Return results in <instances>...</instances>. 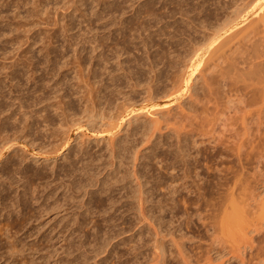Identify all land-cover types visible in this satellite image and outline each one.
<instances>
[{
  "label": "rangeland",
  "instance_id": "rangeland-1",
  "mask_svg": "<svg viewBox=\"0 0 264 264\" xmlns=\"http://www.w3.org/2000/svg\"><path fill=\"white\" fill-rule=\"evenodd\" d=\"M199 2H200V0H0V74H1L0 75V80H1L0 81V89L3 88L0 90V92H1L0 93V101H1L0 103L1 104L3 103L5 106L9 102L7 104V105H9L11 102H13V100H11L12 98H15L16 96L20 95L19 97L24 98V99L25 98L29 99L31 97L29 99L30 100L29 104H31V101H33V100L35 101V98H36V95H33L34 93H32V92H34L38 89L36 91V94L40 95V96H38V95L37 96H38V98L40 97L39 99L42 100V102L44 99L49 98V97L46 98L47 96H50V98L46 101L44 100L43 104H41L42 102L38 104V105H40L41 108L36 105V106H32V108H30V109L34 113L36 111L35 108H37V111H36L37 113L35 112L37 115H40V114L46 115L48 113L47 114L48 117L54 119L55 112L58 111L57 110L58 109L57 104H56V106L54 105L55 99L57 98L56 100L60 101L61 99L63 100L65 97L68 96L67 99L72 103L71 105L73 106L76 103L75 100L79 99L78 94L76 95L75 92H73L75 90L74 88H76L78 85L81 86V84H84V81H87V80H85L86 78L80 79V81H83V83L80 81H77L76 79L73 78V75L71 72L62 71V70H64L63 68L61 71H59L60 69L54 70L53 72L55 74H51V77L49 74V77H47L48 73L45 74L46 71H44V69L46 67L45 59L47 60L48 57L53 58L54 57L53 55H56L57 54L56 52H58V50H60L62 48L63 49H70L71 46L78 47V49L82 50V54H83L82 56L84 58H87L91 54V46L92 45H96V47H97L96 53L100 54V56H101V61L99 62L100 69L99 70L97 69L96 75L102 76V78L97 79V80L102 81L101 83H104L103 85H107V87L106 86L105 87L108 88L109 90H106V91L108 92V91L114 90V91L120 92L122 90V92H120V93H124L125 91H126L125 93H128V92H130L128 90H131V91L134 90L133 92H130V95H132V97L134 96L135 99L137 98L138 100H140L141 95L139 92L141 89L139 88V90H138V88H136V89L132 90L131 88H129L131 86V84L128 82L127 79L130 76H134V74H135V76H141L142 78L145 77L144 80L149 79V77L147 78V75H149L152 78L153 77V72H152L153 70L152 69H151L152 71L150 70V55H152L154 52H157V54H154L155 60H157V61L160 60V58L162 59L164 57V54L162 55L160 49H158V45L155 44L154 46L152 45V46L145 47L142 45L141 39L145 38L147 35H151L155 39H159L162 44L168 45L169 42L167 41L166 37L160 36V38H159V37L155 36L157 34L158 29L162 28L164 25H166V23H172L175 20L177 22L183 23L184 21L187 20V17L183 16L181 14V11H183V10L189 11L195 3L198 4ZM213 3H214L213 0H209L208 3L205 4V6H207L209 8H213V6H214V5H212ZM193 15H194V13H191L189 16L192 17ZM193 17L198 18L196 15H194ZM204 19L205 18L202 17L200 20H201V22H203L202 25L206 26L207 24H209V20H204ZM257 27L259 29L257 28L256 38L264 37V33L263 34L258 33L259 31L264 32V30L262 28V27H264L263 23H260ZM260 28H262V29H260ZM52 36L57 38V43L52 44V40L50 41V38ZM177 38L178 37H176V39ZM91 42H95V43L92 44ZM76 43H78L77 46H76ZM50 50L52 51V55L48 56L47 52ZM162 51H168V47L164 48ZM229 53L230 52L226 53V55L225 54H222V55H224V57H229V55H230ZM161 55L163 57H161ZM115 57L117 60L115 59ZM214 58L215 57H213L211 60H208V62L211 61L210 63L207 62L209 64V65L207 64V66H209L208 68L205 66L206 64L203 62L204 66H203V64H199L202 66L196 65V66H194V68L192 67L186 71L185 75L187 74L189 77L184 76L186 78H184L185 83L182 84L183 89L180 90L181 94H183L182 90H184L185 87L187 88V86H186L187 84H188V86H189V84L190 85L193 84L194 81L192 82L191 80H193L197 75L199 77H201L205 73L207 74L210 72L214 79L216 77L215 80H219L220 77L218 78L219 74H217V72H225L226 71V70H224L225 64H223L221 66L219 65L221 67V68H219V66H218L219 69L218 68L212 69V66L216 64L215 61L212 62L213 60L216 59V58L215 59ZM32 59H34V60L32 61ZM13 60L18 61V63H21V67L19 66L18 70L19 71L22 70L24 72V74L26 71L28 72V70L31 68V66L29 67V65H32V67H33V64H35L34 66L37 69L36 70L37 72L33 76H32L31 71H29L30 73L26 72L25 75L19 77V79L15 80L14 82L10 81V83H11L10 84L9 83L10 79L7 78V75L10 74V72L12 70L10 63H12ZM27 61H29V62H27ZM120 61L122 63H120ZM103 62H105V64ZM119 64H120V66H118ZM8 66H10V67H8ZM222 66H224V67H222ZM23 67L24 68L27 67V68L23 69ZM102 67L104 69H102ZM238 67H240V66H238ZM118 68H119V70L121 68H124L125 70L123 69L124 71L120 70V72H117ZM206 68L210 69L212 72L210 70H206ZM157 69H158V72L162 71V69H163L162 64L159 65L157 67ZM157 69H155V70L157 71ZM47 70H48V68H47ZM42 71L44 72L43 74H42ZM58 71L61 72L63 75L61 73H59ZM105 71H107V72H105ZM113 71H114V73H116L115 75H114ZM125 71H126V73L129 71L131 73V75L129 72L126 74ZM104 72L107 73V75ZM188 72H189V74H188ZM20 73H21V71H20ZM66 73H68V74H66ZM110 73L113 75L111 76ZM171 73H173V74L171 75ZM190 73H191V75H190ZM56 74H58V75H56ZM163 74L169 75L167 78H171V76L173 77L172 79H168L169 81L167 80L168 83L170 82V80H174L176 78L175 72L167 71V73H166V71H165V72H163ZM232 75L233 76H230V79H232V80L230 81V79H228L229 80L228 82H232L233 80L234 81L238 80L236 74L235 75L232 74ZM40 76H41V79H38V78H40ZM59 76H60V78H59ZM99 76L96 78H99ZM113 76H114V78H113ZM35 77H37V78H35ZM53 77H57V78H54L55 80H52L51 78H53ZM187 77L189 78V80H187L188 79ZM43 78L45 79V81L48 80L49 83H48V81H47V83L45 81H43L42 80ZM30 79H32V80H30ZM60 79H64V81L60 80ZM112 79L113 80L115 79L114 80L115 82ZM162 79L164 80V77L161 78L160 81H163ZM38 80H41V82H39ZM54 82L56 83V85ZM110 82L112 84H110ZM167 82H165L164 84H167ZM187 82H190V83H187ZM43 83H44V85H42ZM45 83L48 85L47 87H49V88H47L45 86ZM79 83H81V84H79ZM14 84H16V85H14ZM60 84L63 86H61ZM70 84H72V85H70ZM73 84H75L74 87L70 88L71 86H73ZM117 84L118 85L121 84V85H119V88L117 87L118 86ZM259 84H254V86L253 85L250 86L245 91L246 92H248V91L252 92V89L253 90L255 89V91H256V89H257V88H255L256 85H258L261 88L263 87V89H264V84L263 85H262V83H261V85H259ZM242 85H243L242 83H238L236 86L241 88V87H243ZM56 86L58 88H60L61 90L60 89L57 90ZM121 86H122V88H121ZM11 87H12V89H11ZM259 87H258L259 92L256 91V92H258V94L255 93L257 96L261 93L260 91H264V90H261ZM64 88H65V90H66V88L68 90L63 91L62 89H64ZM117 88L119 90H117ZM123 88H125V89H123ZM13 89L16 91L15 92L16 94L13 93L14 92ZM10 90L13 92H11ZM52 90H54V91H52ZM55 91H56V93H55ZM187 91H184L183 96L186 95L185 93H187ZM2 92H3V94H2ZM42 92L44 94H46L47 96L44 95ZM47 92H49V93H47ZM52 92L55 95V97L57 96L56 98L51 97V96H53V94L50 95V93H52ZM59 92H61L63 95L60 96L59 94H61V93H59ZM68 92H69V94H68ZM72 92H73V94H72ZM219 92H220L219 97L221 96L219 99L220 101L216 100L218 103L220 102L219 104L217 103L218 107L216 106L217 105L216 101H215L216 105L214 104L215 109H214V107H211V106H213V102H214L213 100H212L213 101L212 103H209L210 105L207 104L208 108L211 107L209 110L212 109L213 111L214 110L216 111V109H217L218 113L215 111L214 112L212 111L213 113L211 114V112L209 113V110H208V112L206 114V116H208V118L203 115L204 116L203 119H205V120H203V123L201 124L202 127H200V128H204V129H202L201 132H205V131L206 132L204 133L203 136H201V139H200V137L197 136V134H200V133H198L197 131H194V134L197 136L198 139H200V140L204 139L202 141L208 140V142H206V141L204 142L203 146L205 148L204 147H202V148L205 150L202 149V151H201L202 152L201 154L203 156L199 155V157H197V159H199V161L196 162V165H195V163H194V165L190 164L191 167H188L189 169L186 167L187 168V171H186L187 174L184 172L186 170V168L184 166H182L181 158L180 157H178L179 159L176 158L177 161L174 158V157H177L175 155L176 150H175L174 145L171 147L172 150L168 147L170 144L172 145V142L175 141L172 134L170 136L169 133H170V130H176L175 128H178V127H179L178 129L180 132H187L186 130L189 131L191 129V128L188 129V127H187L188 121L190 122V120L195 121L198 119H193L192 116L189 117L193 113H191L192 111L189 112V109L187 108V105H186L187 103H184V102L180 103V101H178L180 104L176 103L177 99H174V98L170 99L169 95L168 96L166 95L164 98H161L160 100H157V101H154L151 103L152 107H157L155 109H158V110H155V111H157V112L162 111V113L168 114L167 116H169V113H170L169 117L172 116L173 121L167 120L165 122H162V121H164L163 119L159 118L157 115L156 116L152 115V118H154V120L155 119L158 121L160 120V122H157L158 125H156L157 127L155 128V129H157L159 127L158 129H160V130L157 129L155 132H156V136H158V138L162 137L161 141H160V139H159V141H157L158 139H156L155 145L151 146V145H149L150 143L149 144L147 143L144 145V148L141 147L140 149L142 150V152L140 151L141 153L138 154V156L141 154L140 155L141 157L139 156V159H137V162H136V160L134 161L133 157H131V156L127 157V161L129 160L128 161L129 163L127 161L125 162L126 167L131 164L129 166L130 167L129 169L127 167V170H129L130 172L132 171L133 166H134V170H137L136 168L138 165L140 166V164L142 165L144 163L143 165H145V164L149 163L147 169H145L146 171H144V172H146L145 173L146 177L149 180L148 185L146 184V186H144L145 190L148 191V195H149L148 200L149 201L147 200V203L143 204L146 207V209L144 208V206H143V208L145 211L151 210V212L149 214H152V216H154V215L158 216L159 220L157 222H153V219L151 221L150 217H147V219L145 221L143 220V224L147 226V227L145 226V228H144L145 230L142 229L143 234L141 236V240L144 243H142V241L141 242L139 241L140 238H138V235H137L138 232L140 231V229L138 228V227H140V225L137 223L139 221L138 216L140 214H138L139 213L138 210H137V212H135L136 208H138V207L133 204L134 208L136 206L135 209L133 208L132 202H130L131 201L130 198H127L128 200H126V199L122 200L123 202L120 201V197L123 195V193L122 192L120 193L117 190V193L115 191L112 192L113 194L111 193V195L112 196L114 195L115 197L114 198L112 196L110 197V198L115 199V204H116V201H118V203H119V204L117 203V205L115 206L117 208H115L114 206H112L110 204L109 200L107 201L106 197H103V196H108V195L100 192V191H102V192L104 191V188H105L104 185L108 184L106 186V188L107 187L112 188V187L117 186V185H114L113 183L110 184V181H112V178H111L112 175L110 176V172H109L110 170L107 169V168H110V166L108 167L107 166L108 164H105V162H107L105 159L106 157L104 158V155L106 153L104 150H102V149H104L103 143L99 141V139L103 138V137L109 138L112 134H115V133H113L114 131L110 134L107 131L105 134L103 133L105 131H103V132L97 131V132L93 133V135H94V137H93L92 132H89L88 130L86 131V128L79 127L78 130H76L75 132L72 133V135L74 136L73 139L78 137V140H76V143L78 144V146L80 145L79 143H81L80 140H82V142H83V141H85V140L87 141L89 139V142H86V141L84 142L85 144L83 146L85 147V149L81 145L79 147L80 148L83 147L84 152H87V154L90 153L92 157H93V154L95 153L93 158H96V154H99V155H97L98 157L95 159L96 162L93 161L94 164H93V162H92V164L90 163L91 171L88 173V175L85 176L86 179L84 176L82 177V178H84V181H83L84 183H86L87 179L89 178L88 182H89L91 187L89 186V184L87 182L88 185L86 184V186L83 188H76V187L69 188L68 184L66 182L67 180H64V182H62L61 181L62 179L61 180L56 179V178H61V176L58 175L60 168L61 167L63 168L64 166L67 165L66 162L64 161V159L59 157V159L57 161L58 163L55 165L56 168H54L53 171L51 169L53 164L50 163L49 169H51V171L49 169H48L49 170L48 171L47 170L48 167H47L46 169H44V171L47 170L48 172L43 171L42 173H45L47 176H49L47 181L51 182L53 187H51L52 185H50L48 188H47V186L44 187V190L41 189L40 190L41 193H38L39 195H36L39 198L38 202H35V200H33V203L31 201L29 202L31 204L30 207L32 209H34L33 207H35V209H36L37 203L44 205V209H45L46 213L41 218L38 217L39 220H37V221L32 220V221L28 222V224L25 225V228H18L17 227L18 229H13V230L11 229L13 232L11 230H9L7 235H9V237L11 239L13 238V241H14L13 248L11 246H9V244L7 243V241H8L6 239L7 237L4 238L5 235L3 236L2 233H0V264H38V263L39 264L40 263L41 264H60V263L65 264L70 259L74 260V261L70 260L73 264H77L80 259L81 260L79 262H81V263H79V264H85L87 262H88L87 264H94V263H96V264H133V263H135V264H138V263L139 264H164V262H165V264H185V263L186 264H242L241 260L247 261L250 258L253 259V263L258 264V262H259L258 259L260 257L258 255L264 253V250H262L263 251L262 253L260 252L262 247L264 249V207L262 206V208H261V204H260V202H261L260 199L264 198V144H263L264 143V136H263L264 135V128L263 129L261 128L262 126L264 127V124H263L264 121H262V123H260L262 118H259L260 117V111H262V109H263V107L261 105L262 102H261V104L259 103V104H256L255 106L251 107V108H248L249 110L244 109L245 111H242L243 109L241 110V108H242V105H241L240 111H242V112H240V111L238 112V110L235 111L236 109L231 104H229V105H231L235 110L232 107H230L227 102H224L225 100H223V99H226V98L222 97L224 93H221V90ZM4 96H6V98L8 97L10 99V101H8V98L7 99L2 98ZM22 96H25V97H22ZM62 96H64V98H62ZM72 96L73 97L75 96V97L72 98ZM183 96H182V98H184ZM248 96L252 97V93L249 94ZM257 96H256V99H258V97L260 99L261 96L260 95L258 97ZM69 97H71V98H69ZM186 97H187V95L185 96V98ZM224 97H225V95H224ZM42 98H44V99H42ZM187 98H189V96ZM3 99H6V100H4V102H3ZM67 99L65 101H67ZM173 99L175 100L174 103L172 102ZM192 100H194V99H192V98L187 99L186 102H190ZM51 101H52V103H51ZM169 101H171V102H169ZM45 102L47 104H45ZM55 102L57 103V101H55ZM163 102H165V103H163ZM162 103L165 104L166 108L168 107V105H169V107L171 105V107L170 108L168 107V110H167L165 107H163L164 105ZM43 105H44V107H43ZM77 105H78V103H76V106L74 105V107H77ZM33 107H35V108L33 109ZM46 107H47V109L48 108H51V109L54 108L53 110L55 112L53 110H50V109H48V110L45 109ZM181 107L184 109H182ZM199 108H200V106H199ZM258 108H259V110H258ZM185 110H187V111H185ZM255 111H257V112L259 111V114ZM157 112H155V113H157ZM177 112L179 113V115ZM186 112H187V114H186ZM215 113H216V115L217 114L218 115L216 116ZM244 113H245V115H244ZM246 113H247V115H246ZM36 114H35V116H37ZM253 114H255L256 116H254ZM257 114L259 115V117H257L258 116ZM175 115H177L178 117ZM213 115H214V117H212ZM243 115L245 116V118H243L244 117ZM150 116H147L148 119L149 118L152 119ZM187 116L189 118H186ZM248 116H250V117H248ZM251 116H253V118ZM176 118H178V119H176ZM246 118L249 120H247ZM250 118H252V119H250ZM38 119H40V118H38ZM186 119H189V120L187 121ZM241 119H243V120H241ZM175 120L176 121L180 120V121L175 122ZM194 121H193V124H194ZM197 122L195 124L199 125L200 121L198 123ZM206 122H207V124H206ZM244 123H246V124H244ZM205 124H206V127L208 125L209 126L206 128L204 126ZM259 124L260 125L262 124V125L260 126ZM170 125L171 126L173 125V126L171 127ZM181 128H182V130H181ZM185 128H187V129H185ZM123 129H125V127L123 125L121 127L119 126L118 130H121L122 134L119 133V134H117L118 136L115 134L116 136L114 135V137H116V138L123 137L125 135L124 134L125 130H123ZM118 130H115V132L117 131V133H118L119 132ZM208 130L210 132H208ZM211 130H213L214 132H211ZM235 132L238 133V136L233 135ZM158 133H160L159 134L160 136L158 135ZM244 133H245V135H244ZM41 134H42V132H41ZM56 134H58V133H56ZM107 134H109V137ZM161 134H164V136ZM251 134H253V135H251ZM78 135L79 136L81 135V136L79 137ZM218 135H219V137H218ZM40 136L43 137V135H39V137ZM166 136L168 138L172 137L173 141H172V138L169 139V141L167 140L168 138L165 139L164 137H166ZM252 136L254 139L252 138ZM220 138H221V140H220ZM83 139H85V140H83ZM217 139L219 141L224 142V144L226 142H228V143H226L227 147L231 146V148L232 147L235 148L241 143L244 144L245 146L240 151L241 153L244 152V154L240 153L242 156L240 155L241 157H238L237 156L238 154H236L234 151L228 150L225 152L226 154L224 153L225 155H223L224 158L222 159L223 161L221 162V160L219 158H215L214 154H213V153H216V151H215L216 148H214V147L215 146L217 147V145L214 146V144H215L214 142L218 141ZM251 139H252V141H250ZM48 140H50V139H48ZM153 140H154V138L151 139V141H153ZM213 140H215V141L213 142ZM46 141H47V139H46ZM78 141H79V143H78ZM98 141L101 144H99L97 146V143H99ZM73 142H72L73 145L71 144L73 146L72 148L76 149L75 141H73ZM168 142H170V144ZM86 143L90 144V145H88L89 147L87 146ZM229 143L232 145H229ZM92 144L93 145L95 144V145L93 146ZM251 144L253 146H250ZM155 146H158V147H155ZM79 147L77 149H79ZM87 147L91 152L87 149ZM154 147L157 149H154ZM219 147H221V145L220 146L218 145L217 148H219ZM150 149H151V151L153 149L154 152L153 151L151 152ZM155 150H157V151H155ZM189 150H190V148H189ZM94 151H96V152H94ZM190 151L192 152V150H190ZM67 152H68L69 160L71 161L72 160L71 159L72 157L70 158V156H72L71 150H69ZM67 152H65V154H67ZM149 152L151 155L149 154ZM19 153H20V151H19ZM22 153H24V152H22ZM145 153H147L148 155ZM153 153L156 154V157L154 158L155 162L152 159L153 156H155ZM100 154H101V157H100ZM158 154H159V156L157 157ZM212 154H213V156H212ZM102 156H103V159H105L104 162H101V161H103ZM143 156L146 159H144ZM210 156H212V157H210ZM147 157H149V158H147ZM242 157H243V159H242ZM188 158H191V157H188ZM97 159H98V161H97ZM240 159H242V160H240ZM17 160L18 159H16V161ZM146 160H149V161H146ZM62 162H64V163H62ZM25 163H27V164H25ZM97 163L102 165V166L100 165L101 168H100L99 164L97 165ZM247 163H249V164H247ZM20 164H21L20 165L21 168L25 167V165H26V167H29V169H32V170L37 168L36 164H33V163L30 164L29 162H23L22 163L20 161ZM58 164L59 165L62 164L63 166L59 167ZM64 164H66V165H64ZM28 165H30V166H28ZM103 165H104V168H103ZM80 166L78 165V167H80ZM91 166H92V168H91ZM94 166H95V168H94ZM139 166H138V170L140 169ZM174 166H176V167H174ZM179 166H180V168H179ZM196 166L198 167L197 169H196ZM38 167H41V165H39ZM172 167H173V169H171ZM193 167H195L194 170H193ZM216 167L218 169H216ZM96 168H98V169H96ZM170 170L171 171L173 170V172H171ZM178 170H180L179 174H178ZM189 170H191V171H189ZM217 170L222 171V173H223V179L222 180H219ZM241 172H243V173H241ZM49 173H50V175H49ZM183 173H185V174H183ZM197 173L199 176L196 175ZM94 174L96 176H94ZM52 175H53V177H51ZM182 176H183V178H182ZM186 176H188V178ZM238 176H241V177H238ZM90 177H92V179H90ZM105 177H106V179L108 178V180L104 182ZM237 177L241 178L242 180L238 179ZM94 178L97 181H95ZM169 178H170V180H168ZM98 180H99V182H98ZM171 180H173V186L177 189V194H175L174 196H170L169 193L167 195L168 191L166 190V187H164V185L162 184L163 182L169 183V182H171ZM236 180H238V181H236ZM53 181L55 183H59L58 185L56 184V186H55L56 189L54 188V182ZM93 181H95V183ZM1 182H3V184H1L3 187H5V184H6L7 187L4 188L5 191L3 193L5 194L7 192V194H5V195L9 196V199L11 198L10 200H13V199L15 200V198H16V200L21 199L22 187H21L20 182H17L16 180H14V182L16 183V184L14 183L15 186L13 185V183H12V185H9V183H8L9 180H1ZM96 182H98V183H96ZM235 182H238L239 184L237 183L238 185L233 186V184ZM18 183H20V184H18ZM142 183H144V182H142ZM174 183H175V185H174ZM94 184H95V186H94ZM177 184H178V186H177ZM179 185H181V186L183 185V186L180 187ZM58 186H60V187H58ZM64 186H65V188H64ZM92 186L94 188H92ZM184 186H185V188H183ZM8 187H10V189H8ZM50 187L52 188V191L50 190L51 189ZM101 187H103V188H101ZM6 188H7V190H6ZM59 188H62V189H59ZM84 188H85V190L87 189L86 190L87 192L84 190ZM179 188H181V189L179 190ZM68 189L71 190L73 194H71V192ZM76 189H78L77 191L79 193H77ZM79 189H83L84 191L83 190L79 191ZM97 189L100 191H98ZM222 189H223V191L227 190L228 193L233 191V193L235 195L234 197L236 198V201H235L234 206H233L234 211L239 212V214L243 210L246 213H250V214H246V216H244V217L242 216V218L239 219L240 223L244 226L243 232L247 234L243 240H239L235 236V230L237 228L236 224L232 227L229 226V229L224 230L223 234H220V233L217 234L216 233L217 235L214 236L216 238V240H214V238H211L212 237L211 232H207V230L205 229V225L203 226V222L199 221V217H197L198 215H196L194 212L196 208L202 209V208L206 207L207 204H209V205L211 204L212 207L216 208L218 206L219 201L222 200V199L219 200L220 196L225 198L224 195H221V193H223ZM54 190H57V191L54 192ZM60 190H62L61 191L62 193L65 191V193H63V195H62ZM15 191L16 192L19 191V192H17V194L19 196L17 194H15L16 193ZM42 191H43V193H42ZM49 191H51V192H49ZM3 193H2V195H3ZM82 193H83V195H80ZM84 193H85V195H84ZM99 193L102 195H100ZM118 193L120 194V196H118L119 195ZM46 194L48 196H46ZM163 194H164V196H163ZM219 194H220V196H219ZM40 195H42V196H40ZM64 195H66V196H64ZM70 195L71 196L74 195V196L71 197ZM88 195L91 196L92 198L88 197ZM247 195L249 198L247 197ZM63 196L64 197L68 196V197L66 199ZM69 196L71 197L72 200H70ZM218 196H219V198H218ZM12 197H13V199H12ZM53 197H54L55 201H54ZM57 197H59L58 200H57ZM101 197H103V198H101ZM243 197L247 198V201H245L246 199L244 200ZM88 198L89 199L91 198L92 200H88ZM226 198H225V200H227V201H225V200L222 201V204L224 202L225 205L226 204L229 205V202H230L229 198L227 196H226ZM241 198H243V199H241ZM63 199H66V200H63ZM172 199H173V201H171ZM242 200H244V202ZM59 201H61V202L66 201L68 203L63 202V203H61L62 204L61 205ZM86 201H88V202H86ZM91 201L94 202L95 205H96V203H98V206L96 205V207H95L93 205L94 203H92ZM101 201L103 202L104 208L100 205ZM128 201L130 202V207H129ZM251 201H254L255 204L252 203ZM120 202L122 203L123 206L121 205ZM172 202H173V204H172ZM106 203H108V204H106ZM33 204H34V206H33ZM250 204L251 205L254 204V205L252 207H248V205H250ZM104 205L106 206V208ZM171 205H173V206H171ZM48 206L51 208V211H49L50 208ZM52 206H56L54 208V210H52L53 209ZM66 206L69 208L72 206V208L65 209V208H67ZM91 206L94 208H92ZM160 206H162V207H160ZM223 206H224V204H223ZM88 207L91 210L90 213L92 216L89 213L90 210H88ZM120 207H122V208L120 209ZM128 207L129 208L132 207V208L129 209ZM46 208H47V210H46ZM229 208H227L226 206L224 207V209L228 210V212L230 214L229 217H231V214H232L231 213V206ZM101 209L103 211H99ZM117 210H119V211L117 212ZM123 211L126 213H124ZM74 212H76L77 214L78 213L80 214V212H81V214L79 216V214L77 215ZM4 213L5 212L2 211V215H4ZM30 213H33V212L30 211ZM92 213H94V215ZM122 213H124V214H122ZM75 214H76V217H75ZM232 215H234V214H232ZM81 216H83V218ZM12 217L15 218V214L12 215ZM14 218H12V219H14ZM79 218H81V219H79ZM87 218L90 219L91 225H90V222H88ZM111 218H112V220H111ZM3 219H4L3 216H1L0 221H3ZM66 219H68V220H66ZM77 219L79 221H81V220L82 221L79 222ZM83 219L85 220V223L88 222V223H86L87 225L89 224L91 226V230H90L89 225L88 226L86 225V229H84L85 227L82 228L85 224ZM91 219H92L93 223H92ZM94 221H96L97 224H99L98 222L101 221V225L102 224H104V225L103 226L97 225V227H96V223ZM102 221H103V223H102ZM64 222H66L67 225H65ZM82 222H83V225H81L82 226L81 227L80 225H78V223L81 224ZM38 223L40 225H37ZM118 223H119V226H118ZM93 224H94V227L92 226ZM61 225H65V226H67V228L64 226L62 227ZM105 225H108V227L107 226L105 227ZM126 225H127V227H126ZM134 225H135V227H134ZM68 227H70V228H68ZM92 227L94 228V230ZM61 228H63V229L61 230ZM81 228H82V230H81ZM102 228H104V229H102ZM73 229H74V231H73ZM77 229L78 230L80 229V231H78ZM255 229H259L258 234H256L255 232L251 233V231H254ZM20 230H22V231H20ZM63 230L66 231L67 233L63 232ZM165 230H167L168 233L170 232L171 236L168 235V233ZM68 231L71 233H69ZM136 232H137V234H136ZM159 232H161V234H158ZM156 233L158 235H156ZM12 235L16 236V237L14 238V237H12ZM166 235H167V237H166ZM180 235H181V238H180ZM1 236H3V237H1ZM84 236H86V237L84 238ZM87 236H88V238H87ZM49 237H50V239H49ZM63 237H64V239H63ZM100 237H101V239H100ZM153 237H154V239L157 238V239H159V241L160 240L163 241L162 242L163 248L165 249L163 253H165V256H164V254H162L163 255L162 259L164 257V259H165V260L163 259L164 261L162 259H160L161 258L160 254L158 257V255H155L154 250H152L151 244L154 240ZM143 238H145V239H143ZM251 238H253V242H251ZM5 239H6V242H5ZM136 239H138V240H136ZM170 239L172 240V242ZM44 240L45 241L47 240V241L45 242ZM49 240H51V242ZM65 240H66V242H64ZM149 240L152 241L151 244H150ZM79 241H80V244H79ZM176 241L178 242L177 244H176ZM211 241H216V243L218 241V244L221 248L218 246V244H216V246L211 245V243H212ZM76 242H78V243H76ZM173 242L175 243V245H178V246H175L173 244ZM71 244L73 245L72 247H71ZM103 244L104 245L106 244L105 248H104ZM62 245H64V246H62ZM137 245L139 247H137ZM66 246H69L71 249L75 247L74 251L76 253L73 251V249L71 251H69L70 250L69 247H66ZM76 246L79 248L78 251H77ZM93 246H94V248H96L98 250L94 249ZM50 247L52 248V250ZM80 247H81V249H80ZM218 247H219V249H218ZM91 248H93V249H91ZM48 249L52 253L49 252ZM133 249H135V250L137 249L141 253L137 252V250H136L137 253H135V250L133 251ZM179 250L183 251V252L180 253ZM216 250L217 251L222 250L223 253L221 255H218ZM79 251H80V254H79ZM67 252L68 253L73 252V253H71V256H70V255H68ZM83 252H84V255L81 254ZM58 253H60V254H58ZM134 253H135V255H138V256H135ZM156 253H158V251ZM52 254L53 255L55 254L54 255L55 258H54V256L50 257V255H52ZM75 254L79 255V256L75 257ZM82 255H83V257H81ZM85 255H86V257H85ZM154 255L157 256L159 259H157V257H155ZM186 255H188V257ZM262 255H264V254H262ZM257 256H258V259H257L258 262L256 263ZM78 257H79V259H78ZM134 257H136L138 259L135 260ZM181 258L182 259L184 258L183 261ZM262 258L264 259V256ZM85 259H86V261H85ZM187 259L190 260V261L188 260L190 263L187 262ZM263 259H261V260H263ZM228 260H230V261L228 262ZM59 261H61V262H59ZM82 262H84V263H82ZM68 263H70V262H67V264Z\"/></svg>",
  "mask_w": 264,
  "mask_h": 264
},
{
  "label": "bare ground",
  "instance_id": "bare-ground-1",
  "mask_svg": "<svg viewBox=\"0 0 264 264\" xmlns=\"http://www.w3.org/2000/svg\"><path fill=\"white\" fill-rule=\"evenodd\" d=\"M208 1L209 0H200V2L198 4H196L198 2L197 1L189 11H186V10L181 11V14L183 16H186L187 17V20L184 21L185 23L184 22L183 23L182 22H177L175 20L172 23H166V25H164L162 28L158 29L157 34L155 36L156 37H159V38H160V36L166 37L167 38V41L169 42L168 45L162 44L159 39H155L151 35H147L145 38H142L141 39V43L145 47L152 46V45L154 46L155 44L158 45V49H160L162 55L164 54V57L161 55V57H163V58L162 59L160 58V60L157 61V60H155V55H154V54H157V52H154L152 55H150V70L151 69L153 70V71L151 70L153 72V77L151 78L149 75H147V78L149 77L148 80H144L145 77L142 78L141 76H135V74H134L135 77L134 76H130L129 77L128 76L129 74L127 75L129 77V78L127 77L128 78L127 80L131 84V86L130 87L128 86V87L131 88L132 90L133 89H136V88H138V90H139V88L141 89L140 92H139L140 95H141L140 100H138L137 98L135 99L134 96L132 97V95H130V92H133L134 90L133 91L128 90L129 88L127 89L128 91H130L128 93H125L126 91L124 93H120V92H122V90L120 92H117V91H114V90H111V91H108V92L106 91V90H109L108 88H106L107 85H103L104 83H101L102 81L97 80V79L102 78V76L96 75L97 69L98 70L100 69L99 62L101 61V56H100V54L96 53V51H97L96 45H92L91 46V54L87 58H84L82 56L83 55L82 54V50L78 49V47L71 46L70 49H63L62 48V49L58 50V52H56L57 54L56 55H53L54 56L53 58H49L48 57L47 60L45 59V65H46V67H45L44 71H46L45 74L48 73L47 77H49V74H50V77H51V74H55L53 72L54 70H59L60 69L59 71H61L62 68H63L64 70H62V71L71 72L72 75H73V78L76 79L77 81H80V79H85L86 78L85 80H87V81H84V84L79 83V84H81V86L78 85L76 88H74L75 90L73 89L74 91L72 90L73 92H75L76 95L78 94V98L79 99L77 100L76 99L77 97L75 98L77 100V101L75 100V102L78 103L77 107H74V105L76 106V103L73 106L71 105L72 103L67 99L68 96L65 97V98H64V96H62V98H64V99L63 100L61 99L59 101V100H56L57 99L56 98L57 96L55 97V95L52 92V93H50V95L53 94V96H51V97L56 98L55 101H57V103L54 101L55 104L54 103L53 104L55 106L57 104V106H58V109L57 110L58 111L55 112L53 110L54 108L53 109L48 108V109L53 110L55 112L54 119L49 118L48 115H47L48 113L46 115L45 114L37 115L36 114L37 113L36 112L37 111V108L33 107V109L34 108L36 109V111H35L36 113L35 112L34 113L37 116H35V114L33 113V111L30 108H32V106H36V105L40 107V105H38V104L41 103L42 100L39 99L40 97L38 98V96H40V95L39 94H36V91L38 89L36 91L32 92V93H34L33 95H36V98H35V101L32 99L33 101H31V104H29L30 103L29 102L30 101L29 99L31 97L29 99L27 98L28 99L27 100L26 98L24 99V98L19 97L20 95L19 96H16L15 98H12L11 100H13V102H11L9 105H7L9 102L7 104L5 103L6 104L5 106H4L3 103L2 104L0 103V182H1V180H9V182H8L9 185H12V183L14 185V183H15L14 180H16L17 182H20L21 183V187H22V190L19 188L21 190V199L16 200V198H15V200H14L13 197H12L13 200H10L11 198L9 199V196L5 195V194H7V192L5 194L3 193L5 191L4 188L7 187L6 184H5V187H3L1 185V184H3V182L0 183V202H1L0 203V217L3 216V218H4L3 221H0V233H2L3 236L5 235L4 238L7 237L6 239L8 240L7 243L9 244V246H11L12 248L14 246L13 238L11 239L9 237V235H7L8 232H9V230H11V229L12 230L13 229H18V228H25V225H27L28 222H30L32 220L33 221L34 220L37 221V220H39V218H41L46 213V211L44 209V205H42L40 203L39 204L37 203L36 209H35V207H33L35 209L34 210V209H32L30 207L31 204L29 202L31 201L33 203V200H35V202H38L39 198L36 195H39L38 193H41L40 190L41 189L44 190V187L47 186V188H48L50 185H52L51 182H48L47 181V179H48L49 176H47L45 173H42L44 171V169H46L47 167H48L47 170L49 169L50 163L53 164L52 168L50 167L52 169V171H53V169L56 168L55 165L58 163L57 161H58L59 157H61L62 159H64V161L66 162L67 165L64 164L66 166H64L62 168L61 166H63V165L62 164L61 165L58 164L59 167H61L60 170H59V174H58L59 176H61V178H56V179L57 180H59V179L61 180L62 179L61 180L62 182H64V180H67L66 182H67L69 188H73V187L83 188V187L86 186L89 178L87 179L86 183H84L83 182L84 181V178H82V177L83 176L85 177L91 171V169H90V163L92 164L93 161L96 162L95 159L98 157L97 155H99V154H96V158H93L95 153L93 154V157H92L90 153L87 154V152H84L85 147L83 145L85 144L84 143L86 141L85 139H83V140H85L83 142H82V140H80L81 143H79V141H78V143L81 146H83L84 149H83V147L80 148L79 147L80 145L78 146V144L76 143V140H78V137L75 138V139H73L74 136L72 135V133L75 132L76 130H78L79 127L86 128V131L88 130L89 132H92V135H93L94 132H97V131L98 132L99 131L100 132L105 131V132H103L104 134L106 133V131L109 134L112 133L113 131H114L113 133H115L116 135L119 134V133L122 134V131L121 130H118L119 129V126L121 127L123 125L125 127V129H123V130H125L124 131V134L125 135L123 137L116 138V137H114L115 134H112L109 137V134H107L109 138L103 137V138H100L99 139V141L103 143L104 149H102V150H104L105 153H106L104 155V158L106 157L105 159L107 161V162H105V164H108L107 165L108 167L110 166V168H107L106 167L107 169L110 170L109 171L110 172V176L112 175V177H111L112 178V181L109 180L110 181V184L113 183L114 185H117V186L112 187V188H110V187H107L106 188V186L108 185L106 183L107 185H104L106 189L104 188V191L103 192L100 191V190H98V189L97 190L100 191L101 193H105L106 195H108V196H103V197H106L107 198V201L109 200L110 204L112 206H114V207L117 205L118 201H116V204H115V199H113L115 196L114 195L112 196L111 193L114 192V191L117 193V190L120 193L121 192L123 193V195L121 194L122 196L120 197V201H122L124 199L128 200L127 198H130L131 199L130 202H132V205L134 204V205H136L138 207V208H136V206H135V208H136V211L135 212H137V210H138V212H139L138 214H140L138 216L139 217V221L137 222L140 225V227H138L140 229V231H139L140 233L138 232V234H137V232H136V234L138 235V238H140L139 241L141 242L142 241L141 240V236L143 234L142 233V231H143L142 229H144L145 226H146V225L143 224V220L145 221L147 219V217H150L151 218L150 219L151 221L153 219V222H157L159 220L158 219V216H155V215L152 216V214H149L151 212V210L148 209L149 211H147V210L145 211L144 208L146 209V207L143 205L144 203H147L148 196H149L148 195V191L145 190V187H144V186H146V184L148 185V181H149L147 179V177H146V174H145L146 172H144V171H146L145 169H147L149 163H147L145 165H143L144 163L142 165L139 163L140 164V166L138 165L139 168H140L139 170H138V166L136 168L137 170H134V166H133L134 164H133L132 165L133 166V169L130 172L129 170H127V167L129 169L130 168L129 166L131 164L126 167V165H125L126 163L125 162L127 161V157L128 156L133 157L134 161L136 160V162H137V159H139V156L141 155L140 154L138 156V154L142 152V150L140 149L141 147L144 148V145L147 144V143L148 144L150 143L149 145H151V146L155 145L156 139H158L157 141H159V139L161 141L162 137L161 138H158V136H156V132H155L159 128L158 127L157 129H155L157 127L156 125H158L157 122H160V120L159 121L156 120V119L154 120V118H152V115L153 116H156L157 115L159 118L163 119L164 121H162V122H165L167 120H169V121L172 120V116L169 117L170 116V113H169V116H167L168 114L162 113V111L161 112L160 111H158V112L155 111V110H158V109H155L157 107H152L151 106V103L152 102L157 101V100H160L161 98H164L166 95L167 96L169 95V98L170 99H172V98L177 99L176 103H179L178 101H180V103L181 102L187 103L186 105H187V108L189 109V112L192 111L191 113H193V114L190 113L191 115L189 117L192 116L193 119H198L200 121V124L198 125V124H195L198 120H195L196 122L193 120L194 121V124H193V121L192 120H190V122H189L188 121L189 119H186L188 121V124H187L188 129L191 128L190 129L191 131L189 130L190 132L188 130H186L187 132H180L179 129H178L179 127H178V128H175L176 130H170V133H169L170 136L172 134V136L175 139V141L172 142V145L170 144V142H168L171 145V146L169 145L168 147L171 149V147L174 145L175 150H176L175 155L177 156V157H174V158L176 159V158L180 157L181 158V161H182V166H184L185 168L186 167L187 168L188 167H191V165H194V163L196 165V162L199 161V159H197V157H199V155H202L201 154L202 153L201 151L203 149L202 147H204L203 145H204V142L206 140L205 141H202L204 139H202V140H200V139H201V136H203L206 131L205 132H201L202 129H204V128H200V127H202L201 124L203 123V120H205L203 118H204V116H206L208 110L211 107H214V104H215V101L216 100L220 101L219 100L220 97H221V96L219 97V95H220V92L219 91L220 90H221V93H224L222 97L223 98H226V99H223L222 98L223 100H225L224 102H227L228 105L231 104L236 110L231 105H229V106L232 107L235 111L238 110V112L240 111V106L241 105H242L241 110L243 109L242 111H245L244 109L251 108V107L255 106L256 104H259V103L261 104V102H262L261 105H262L263 109H262V111H260V117L258 115L259 114V111L258 112L255 111V112L258 113L257 114L258 115L257 117L263 119V120L261 119V122L260 123H262V121H264V105H263L264 104V94H263L264 91H260L261 92L259 94L261 96L260 99L258 97L259 95L257 96L255 94V93L258 94V92H259L258 91V87H259L258 85H256L257 87L255 86V88H257L256 91H258V92H256L255 89L254 90L252 89V92L251 91H248V92L245 91L250 86H252V85L254 86V84H259V83H260L259 85H261V83H262V85L264 84L263 83L264 82V79H263L264 78V37H262V38H256V35H257L256 31H257V28H258L257 26L260 23H263V26H264V0H213L214 1V3L212 4V5H214L213 8H209V7L205 6V4L208 3ZM191 13H194V15H196L198 18H194L193 17L194 15L192 17H190L189 15ZM202 17L205 18L204 20H209V24H207L206 26L205 25H202L203 22H201V20H200ZM262 28L264 30V27H262ZM262 28H260V29H262ZM258 33H260V34L262 33L263 34L264 32L259 31ZM176 37H178V38L176 39ZM51 40H52V44L57 43V38L56 37L52 36L50 38V41ZM91 43L93 44L95 42H91ZM77 45H78V43H76V46ZM166 47H168V51H162ZM228 52H230L229 53L230 54L229 57H224V55H222V54H225L226 55V53H228ZM47 55L48 56L52 55V51L51 50L48 51L47 52ZM213 57H215L216 59L214 58L215 60H213L212 62L215 61L216 64L215 63H214L215 65L212 64L213 65L212 66V69L213 68L216 69V68H218L219 65L221 66V65L225 64V67L224 66H222V67H224V70H226V71L225 72H217V74H219L218 75V78L220 77L219 80H215L216 77L214 79L212 77V75H211L210 72L207 73V74L205 73L201 77H199L197 75L193 80H191L192 82L194 81L192 85H190V84H189V86H188V84L186 85L187 88L186 87L185 88L188 91L185 88H184V90H182L183 91V94H184V91H187V93H185V94L187 95V97L189 96V98H187V97L185 98L186 95L183 96V94H181V91L180 90L183 89L182 88V84L185 83V79L184 78H186V77H184V76H188L187 74L185 75L186 71L189 70L192 67L194 68V66H196V65L203 64V62L206 64L205 66L208 68L209 66H207V64L211 62V61L208 62V60H211ZM115 59H116V57H115ZM33 60L34 59H32V61ZM27 62H29V61H27ZM103 63L105 64V62H103ZM120 63H122V62L120 61ZM10 64L9 65L11 66V69L12 70H11V72L10 71L9 72H10L11 75L10 74L7 75V78L10 79L9 80V83H10V81L11 82H14L15 80L19 79V77L25 75L26 72H27L26 71L25 74H24V72L22 70H20L21 71V73H20V71L18 70V67L19 66L21 67V63H18V61L13 60V62L10 63ZM161 64H162L163 69H162V71H159L158 72L157 67L159 65H161ZM34 65L35 64H33V67H32V65H29V67L31 66V68L30 69L28 68L29 70L27 72V73H30L29 71H31L32 72V76L37 72L36 71L37 69L35 68ZM10 66H8V67H10ZM118 66H120V64ZM199 66H202V65H199ZM203 66H204V64H203ZM220 66H219V68H221ZM238 66H240V67H238ZM26 68L23 67V69H26ZM47 68H48V70H47ZM207 68H206V70H210V69H207ZM102 69H104V68L102 67ZM123 69L124 68H121L120 70H123ZM155 69H157V71ZM118 70H119V68H118ZM118 70H117V72H120V70L119 71ZM165 71H166V73H167V71H169V72H175L176 73V78L174 80H170V82L168 83L167 80L173 78L171 76L173 73H171V75H170L171 78H167L169 75L163 74V72H165ZM105 72H107V71H105ZM43 73L44 72L42 71V74ZM59 73H61V72H59ZM113 73H114V71H113ZM125 73H126V71H125ZM66 74H68V73H66ZM105 74L107 75V73H105ZM115 74L116 73H114V75ZM188 74H189V72H188ZM232 74H234V75L236 74L238 80H236V81L233 80L232 82H228L229 81L228 79H230V76H233ZM56 75H58V74H56ZM112 75L113 74H111V76ZM130 75H131V73H130ZM190 75H191V73H190ZM98 76H99V78H96ZM163 77H164V80L162 79L163 81H160L161 78H163ZM35 78H37V77H35ZM54 78H57V77H53L51 79L52 80H55ZM59 78H60V76H59ZM113 78H114V76H113ZM38 79H41V76ZM30 80H32V79H30ZM42 80L45 81L44 78ZM60 80H63L64 81V79H60ZM187 80H189V78ZM231 80L232 79H230V81ZM38 81L41 82V80H38ZM47 81H45V82L47 83ZM80 82L83 83V81H80ZM165 82H167V84H164ZM46 83H45V86L47 87L48 85ZM48 83H49V81H48ZM187 83H190V82H187ZM238 83H242L243 84L242 85L243 87H241V88L240 87H237L236 85ZM110 84H112V83L110 82ZM14 85H16V84H14ZM42 85H44V83ZM55 85H56V83H55ZM70 85H72V84H70ZM74 85L75 84H73V86H71V87L69 86V87L72 88V87H74ZM119 85H121V84H119ZM119 85L117 86L118 88H119ZM61 86H63V85H61ZM47 88H49V87H47ZM118 88H117V90H119ZM121 88H122V86H121ZM259 88L261 90H264L263 87L262 88L259 87ZM1 89H3V88H1ZM11 89H12V87H11ZM59 89L60 88L57 87V90H59ZM123 89H125V88H123ZM62 90L63 91H66L68 89L66 88V90H65V88H64ZM52 91H54V90H52ZM11 92H13V91H11ZM15 92L16 91L14 90L13 93H15ZM73 92H72V94H73ZM47 93H49V92H47ZM55 93H56V91H55ZM59 93H61V92H59ZM251 93H252V97H249L248 95L251 94ZM2 94H3V92H2ZM68 94H69V92H68ZM44 95H46V94H44ZM59 95L61 96L63 94L61 93ZM224 95H225V97H224ZM6 96H4L2 98H6ZM182 96L184 98H182ZM256 96L258 97V99H256ZM22 97H25V96H22ZM48 97L50 98V96H47L46 98H48ZM74 97L72 96V98H74ZM69 98H71V97H69ZM191 98L194 99V100H192L193 102L192 101L186 102L187 99H191ZM6 99H3V102ZM42 99H44V98H42ZM48 99H44V100L46 101ZM66 99H67V101H65ZM174 99L172 100L173 103L175 102ZM44 100H43V102H44ZM8 101H10L9 98H8ZM43 102L41 104H43ZM169 102H171V101H169ZM212 102H213V106H211V107L209 106L210 108H208V105L207 104L212 103ZM51 103H52V101H51ZM163 103H165V102H163ZM217 103L218 102L216 101V104ZM45 104H47V103L45 102ZM218 104L216 105L217 107H218ZM163 105H164L163 107H165V104H163ZM199 106H200V108H199ZM43 107H44V105H43ZM168 107H169V105H168ZM168 107L167 108L165 107V108L168 110ZM170 107H171V105H170ZM45 109H47V107ZM182 109H184V108H182ZM214 109H215V107H214ZM258 110H259V108H258ZM154 111L157 112V113H155ZM185 111H187V110H185ZM212 111H213L212 109L209 110V113L211 112V114H212L215 110L213 112ZM242 111H240V112H242ZM215 112L218 113L217 109H216ZM247 113H246V115H247ZM186 114H187V112H186ZM255 114H253V115L256 116ZM178 115H179V113H178ZM215 115H216V113H215ZM244 115H245V113H244ZM147 116H150L153 120L150 119V118L148 119ZM175 116H177V115H175ZM189 117L187 116L186 118H189ZM206 117L208 118V116H206ZM212 117H214V115ZM248 117H250V116H248ZM251 117L253 118V116H251ZM38 118H40V119H38ZM243 118H245V116ZM252 118H250V119H252ZM176 119H178V118H176ZM241 120H243V119H241ZM247 120H249V119H247ZM177 121L175 120V122H177ZM206 124H207V122H206ZM206 124L204 125L205 127H206ZM244 124H246V123H244ZM263 124H264V122H263ZM261 128L263 129L264 127L262 126ZM185 129H187V128H185ZM115 130H118L119 132L117 133V131L115 132ZM158 130H160V129H158ZM181 130H182V128H181ZM194 131H197L198 133H200V134H197V136H199L200 139L197 138V136L194 134ZM41 132H42V134H41ZM208 132H210V131L208 130ZM211 132H214V131L211 130ZM56 133H58V134H56ZM159 134L160 133H158V135ZM39 135H43V137H41V136L39 137ZM161 135L164 136V134H161ZM233 135L234 136H238V133L235 132ZM244 135H245V133H244ZM251 135H253V134H251ZM167 136L164 137V138L165 139L168 138ZM93 137H94V135H93ZM218 137H219V135H218ZM152 138H154L153 141H151ZM171 138L172 137L168 138L167 140L169 141V139H171ZM173 138H172V141H173ZM252 138H253V136H252ZM46 139H47V141H46ZM48 139H50V140H48ZM220 140H221V138H220ZM73 141H75L76 149L72 148L73 147L72 146L73 145L72 144ZM214 141L215 140H213V142ZM250 141H252V139ZM86 142H89V139ZM100 142L97 143V146L99 144H101ZM206 142H208V140ZM214 143H215L214 146L217 145V147H218V145L219 146L221 145V147H219V148H217L215 146L214 148H216L215 149L216 153H213L214 154V157L215 158H219L221 160V162L223 161L222 159L224 158L223 155H225L226 154L225 152L228 151V150L229 151L230 150L234 151L236 154H238L237 155L238 157H241L242 156L241 154H244V152H242V153L240 152L242 150V148L245 146L242 143L239 144L237 147H235L236 146L235 145L234 146L235 148H233V147L231 148V146L227 147V144L226 143H228V142L225 143L226 145L224 144V142L219 141V140L218 141H215ZM252 144L250 146H253ZM88 145H90V144L88 143L87 146ZM229 145H232V144L229 143ZM77 146L79 147L80 150L77 149L78 148ZM88 147H87V149H88ZM155 147H158V146H155ZM155 147H154V149H157ZM188 147L190 148V150H192V152L189 150ZM69 150H71V153H72V156H70V158L72 157L71 158L72 159L71 161L69 160L68 152H67ZM203 150H205V149H203ZM19 151H20V153H19ZM150 151H151V149H150ZM152 151H153V149H152ZM155 151H157V150H155ZM22 152H24V153H22ZM65 152H67V154H65ZM94 152H96V151H94ZM145 154H147V153H145ZM149 154H150V152H149ZM153 154L155 155L152 158L154 160V158L156 157V154L155 153H153ZM213 154H212V156H213ZM158 156H159V154L157 155V157ZM212 156H210V157H212ZM100 157H101V154H100ZM188 157H191V158H188ZM143 158L146 159L144 156H143ZM147 158H149V157H147ZM16 159H18L19 161L18 160L16 161ZM102 159H103V156H102ZM105 159H103V161H101V162H104ZM242 159H243V157H242ZM242 159H240V160H242ZM20 161L22 163L23 162H29L30 164L31 163L36 164L37 166L36 165L35 166L37 168L32 170V169H29V167H26V165H25V167L21 168ZM97 161H98V159H97ZM146 161H149V160H146ZM176 161H177V159H176ZM94 162H93V164H94ZM154 162H155V160H154ZM62 163H64V162H62ZM25 164H27V163H25ZM98 164L99 163H97V165ZM247 164H249V163H247ZM39 165H41V167H38ZM78 165L79 166L81 165V166L78 167ZM100 165L101 164H99V166ZM28 166H30V165H28ZM92 166H91V168H92ZM101 166H100V168H101ZM176 166H174V167H176ZM94 168H95V166H94ZM103 168H104V165H103ZM179 168H180V166H179ZM187 168L184 171L185 173L187 171ZM197 168L198 167L196 166V169ZM51 169H49V170L51 171ZM96 169H98V168H96ZM171 169H173V167ZM194 169H195V167H193V170ZM216 169H218V168L216 167ZM47 170H45V171H47ZM179 171L180 170H178V174L180 173ZM189 171H191V170H189ZM171 172H173V170ZM217 172H218L219 180H222L223 179V173H222V171L221 170H217ZM50 173H49V175H50ZM185 173H183V174H185ZM241 173H243V172H241ZM196 175H198V173ZM94 176H96V175L94 174ZM51 177H53V175ZM186 177L188 178V176H186ZM238 177H241V176H238ZM182 178H183V176H182ZM85 179H86V177H85ZM90 179H92V177H90ZM238 179H241V178H238ZM94 180L97 181L95 178H94ZM107 180H108V178L106 179V177H105L104 182L107 181ZM168 180H170V178ZM95 181H93V182L95 183ZM236 181H238V180H236ZM98 182H99V180H98ZM98 182H96V183H98ZM142 182H144V183H142ZM20 183H18V184H20ZM237 183L238 182H235L233 184V186H236V185L239 184V183L238 184ZM56 184L58 185L59 183H55L54 182V188H55ZM88 184H89V182H88ZM162 184L164 185V187H166V190L168 191L167 192V195H168V193L170 194V196H174L175 194H177V189L173 186V180H171V182H169V183L168 182H163ZM174 185H175V183H174ZM89 186H90V184H89ZM94 186H95V184H94ZM177 186H178V184H177ZM179 186L182 187L183 185L182 186L179 185ZM51 187H53V185ZM58 187H60V186H58ZM103 187H101V188H103ZM62 188H59V189H62ZM64 188H65V186H64ZM92 188H94V187L92 186ZM183 188H185V186ZM8 189H10V187H8ZM180 189L181 188H179V190ZM6 190H7V188H6ZM50 190L52 191V188ZM77 190L78 189H76V191ZM80 190H83V189H79V191ZM84 190H85V188H84ZM51 191H49V192H51ZM55 191H57V190H54V192ZM61 191L62 190H60V192ZM69 191L71 192V194H73L71 190H69ZM17 192H19V191H17ZM17 192L15 194H17ZM222 192L223 193H221V195H224L225 198H226V196L229 198V201H230L229 202V205H227V204L225 205V203L223 202V204H224V206H223L222 201H224L225 198L224 197H221L220 194H219V196H220V199L219 200H221V199L222 200L219 201L218 206L216 208L212 207L211 204L210 205L207 204L206 207H204L202 209L201 208H196L194 212H195L196 215H198L197 217H199V221L200 222H203V226L205 225V229L207 230V232H211V236H212L211 238H214V240H216V238L214 237L215 235H217L218 233L223 234L224 230H228L229 229V226L232 227L235 224H236V227H237L236 230H235V236H236L237 239L243 240L247 234L243 232L244 226L240 223L239 219L242 218V216L244 217V216H246V214H250V213H246L243 210L239 214V212L234 211L233 206H234V203L236 201V198L234 197L235 195H234L233 191H231V192L228 193L227 190L223 191V189H222ZM2 193H3V195H2ZM42 193H43V191H42ZM63 193H65V191ZM63 193H62V195H63ZM77 193H79V192L77 191ZM47 194H46V196H48ZM80 195H83V193L80 194ZM84 195H85V193H84ZM100 195H102V194H100ZM40 196H42V195H40ZM64 196H66V195H64ZM70 196H69V198H70V200H72L71 197H73L74 195L71 196V197ZM111 196L113 198H110ZM118 196H120V194ZM163 196H164V194H163ZM219 196H218V198H219ZM54 197H53V199H54ZM67 197H64V198L67 199ZM88 197H91V196L88 195ZM103 197H101V198H103ZM247 197H248V195H247ZM91 198L90 199L88 198V200H92ZM243 198H244V200L246 199L245 201H247V198H245V197H243ZM243 198H241V199H243ZM58 199H59V197H57V200ZM66 199H63V200H66ZM227 200H225V201H227ZM244 200H242V201L244 202ZM260 200H261L260 204H261V208H262V206L264 207V198L263 199H260ZM54 201H55V199H54ZM171 201H173V199ZM254 201H251V202L254 203ZM59 202L61 204L64 201L63 202L59 201ZM86 202H88V201H86ZM130 202L128 203L129 204V207H130ZM64 203H68V202L65 201ZM92 203H94V202H92ZM100 203L99 204L103 207V202L101 201ZM106 204H108V203H106ZM172 204H173V202H172ZM93 205L96 207V205L98 206V203H96V205L94 203ZM121 205H122V203H121ZM134 205H133V208H134ZM253 205L250 204V205H248V207H252ZM33 206H34V204H33ZM143 206H144V208H143ZM171 206H173V205H171ZM225 206L227 208H229L231 206V213L234 214V215L231 214V217H229L230 214H229V212H228L227 209H224ZM55 207L56 206H52V208H53L52 210H54ZM160 207H162V206H160ZM68 208L69 207H67L65 209H68ZM70 208H72V206ZM92 208H94V207H92ZM105 208H106V206H105ZM115 208H117V207H115ZM121 208L122 207H120V209ZM131 208H129V209H131ZM102 209L99 210V211H103ZM46 210H47V208H46ZM88 210H90L89 207H88ZM2 211L5 212L4 215H2ZM30 211L33 212V213H30ZM49 211H51V208L49 209ZM118 211L119 210H117V212ZM90 212H91V210L89 211V213ZM74 213H76V212H74ZM124 213H126V212H124ZM124 213H122V214H124ZM14 214H15V218L12 217V215H14ZM76 214H75V217H76ZM80 214H81V212H80ZM80 214H79V216H80ZM92 214L94 215V213H92ZM90 215H91V213H90ZM83 216H81V217L83 218ZM12 218H14V219H12ZM79 219H81V218H79ZM87 219H88V222H90V219L89 218H87ZM92 219H91V221H92ZM66 220H68V219H66ZM111 220H112V218H111ZM81 221H79V222H81ZM88 222H86V223H88ZM94 222L96 223V221H94ZM64 223H65V225H67L66 222H64ZM84 223H85V220H84ZM86 223L84 224L83 227L81 226V225H83V222L81 224L78 223V225H80L82 228L85 227L84 229H86V225H87ZM92 223H93V221H92ZM98 223L99 224L96 223V227H97V225H101V221L98 222ZM102 223H103V221H102ZM94 224L92 225L93 227H94ZM37 225H40V224L38 223ZM65 225H61V226L62 227L64 226V227L67 228V226H65ZM90 225H91V222H90ZM103 225L104 224H102L101 226H103ZM106 226L108 227V225H105V227ZM118 226H119V223H118ZM126 227H127V225H126ZM134 227H135V225H134ZM68 228H70V227H68ZM82 228H81V230H82ZM62 229L63 228H61V230ZM102 229H104V228H102ZM90 230H91V226H90ZM93 230H94V228H93ZM20 231H22V230H20ZM73 231H74V229H73ZM78 231H80V229ZM165 231L167 232V230H165ZM63 232H66V231L63 230ZM161 232H159L158 234H161ZM254 232L256 234H258L259 229H255L254 231H251V233H254ZM69 233H71V232H69ZM158 234L156 233V235H158ZM170 234L171 233L169 232L168 235H170ZM13 235H12V237L15 238L16 236H13ZM3 236H1V237H3ZM50 237H49V239H50ZM85 237L86 236H84V238ZM166 237H167V235H166ZM87 238H88V236H87ZM180 238H181V235H180ZM6 239H5V242H6ZM63 239H64V237H63ZM100 239H101V237H100ZM143 239H145V238H143ZM153 239H154V237H153ZM66 240L64 242H66ZM136 240H138V239H136ZM49 241L51 242V240H49ZM151 242L152 241H150V244H151ZM162 242L163 241H161V240L159 241V239L155 238L153 240L152 244H151L152 245V250H154L155 255H158V257H159V254L161 255L160 256L161 257L160 259H162V256H163L162 254H164V256H165V253H163L165 249L163 248V243ZM171 242H172V240H171ZM174 242H173V244L175 245ZM211 242H212L211 245H215L216 246V244H218V241H217V243H216V241H211ZM251 242H253V238H251ZM76 243H78V242H76ZM142 243H144V242L142 241ZM177 243L178 242L176 241V244ZM79 244H80V241H79ZM105 245H104V248H105ZM62 246H64V245H62ZM69 246H66V247H69ZM72 246L73 245L71 244V247ZM175 246H178V245H175ZM218 246H219V244H218ZM137 247H139V246L137 245ZM219 247H218V249H219ZM74 248H72L73 251H74ZM93 248H94V246H93ZM93 248H91V249H93ZM69 249H70L69 251L72 250L70 247H69ZM78 249L79 248L77 247V251H78ZM80 249H81V247H80ZM94 249H96V248H94ZM51 250H52V248H51ZM96 250H98V249H96ZM134 250L135 249H133V251ZM136 250H135V253L139 252L138 250L136 252ZM262 250H264L263 247H262V249L260 251L261 253L263 252ZM157 251H158V253H156ZM49 252H51V251L49 250ZM182 252L183 251H180V253H182ZM216 252L218 253V255H221L223 253L222 250L221 251L220 250H218V251L216 250ZM69 253H68V255L71 256V253H73V252H71L70 254ZM135 253H134V255H135ZM139 253H141V252H139ZM58 254H60V253H58ZM79 254H80V251H79ZM81 254L84 255V252L81 253ZM262 254H264V253H262ZM262 254L258 255V256H260L259 259H258V256H257L256 263L259 261L258 264H264V259L262 258L264 255H262ZM54 255L53 254L50 255V257L51 256H54ZM83 255L81 257H83ZM76 256H79V255H76L75 254V257ZM135 256H138V255H135ZM186 256L188 257V255H186ZM85 257H86V255H85ZM155 257H157V256H155ZM158 257H157V259H159ZM54 258H55V256H54ZM78 259H79V257H78ZM134 259L137 260L138 258L134 257ZM163 259H164V257H163ZM183 259H182V261H183ZM257 259H258V261H257ZM261 259H263V260H261ZM70 260H73V259H70ZM70 260L67 261V262H70L71 264H73ZM188 260L189 259H187V262L190 261V260L189 261ZM79 261H78L77 264L81 263ZM85 261H86V259H85ZM229 261L230 260H228V262ZM59 262H61V261H59ZM67 262L65 264H67ZM70 263H68V264H70ZM82 263H84V262H82ZM87 263H85V264H87ZM241 263L242 264H255V263H253V259H251V258L249 260H247V261L241 260ZM60 264H62V263H60ZM94 264H96V263H94ZM133 264H135V263H133ZM164 264H165V262H164Z\"/></svg>",
  "mask_w": 264,
  "mask_h": 264
}]
</instances>
